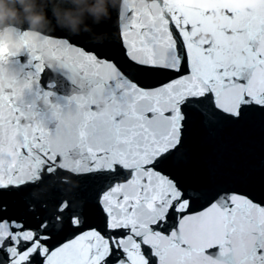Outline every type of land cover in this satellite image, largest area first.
Returning a JSON list of instances; mask_svg holds the SVG:
<instances>
[{
	"label": "snow or ice",
	"instance_id": "1",
	"mask_svg": "<svg viewBox=\"0 0 264 264\" xmlns=\"http://www.w3.org/2000/svg\"><path fill=\"white\" fill-rule=\"evenodd\" d=\"M122 4L109 55L61 29L0 37V264H264V199L202 177L225 129L264 123V3L221 7L204 39L209 0ZM66 177L92 194L35 209Z\"/></svg>",
	"mask_w": 264,
	"mask_h": 264
},
{
	"label": "water",
	"instance_id": "2",
	"mask_svg": "<svg viewBox=\"0 0 264 264\" xmlns=\"http://www.w3.org/2000/svg\"><path fill=\"white\" fill-rule=\"evenodd\" d=\"M10 9L15 10L17 19L8 21L5 30L0 31V37L7 36L11 29H27L34 33H46L61 29L72 35L73 40L80 43L85 48H97L103 55H109L115 51L113 48L99 47V44L117 35L116 29L119 25L117 13H122L124 5L122 0H25V4H8ZM25 7L31 8V14L44 17L36 30H31L27 19L29 13L24 11ZM70 15L74 23H68L65 19ZM102 25V26H101ZM101 26L100 28H98ZM4 86L7 83L4 82ZM118 109L105 107L103 102L99 103L97 109L98 118L109 119L117 114ZM58 188L49 187L40 191L36 195L34 208L45 210L48 214H54L55 204L61 197L73 200L76 197H86L92 192L87 184L80 186L79 182L72 177L64 178ZM93 223H100L93 218Z\"/></svg>",
	"mask_w": 264,
	"mask_h": 264
},
{
	"label": "clouds",
	"instance_id": "3",
	"mask_svg": "<svg viewBox=\"0 0 264 264\" xmlns=\"http://www.w3.org/2000/svg\"><path fill=\"white\" fill-rule=\"evenodd\" d=\"M15 3H20L24 5L25 0H0V31L5 30V25L8 21H14L17 19V13L15 12V10L10 9L7 6L8 4H15ZM24 11L26 13H29L27 19L30 25V29L36 30L37 27L43 21L44 17L37 14H31L30 7H25ZM65 19L67 20L68 23H74L70 15L66 16Z\"/></svg>",
	"mask_w": 264,
	"mask_h": 264
}]
</instances>
